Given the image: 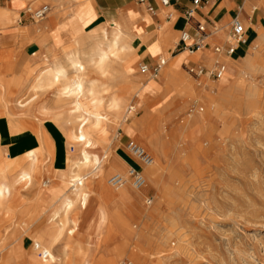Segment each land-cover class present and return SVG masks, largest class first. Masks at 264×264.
<instances>
[{
	"label": "bare ground",
	"instance_id": "bare-ground-1",
	"mask_svg": "<svg viewBox=\"0 0 264 264\" xmlns=\"http://www.w3.org/2000/svg\"><path fill=\"white\" fill-rule=\"evenodd\" d=\"M25 1L29 12L45 5L46 16L55 14L58 18L70 14L78 16L87 8L86 0L83 5L78 0ZM65 7L71 9L63 13ZM9 11L15 13L13 8ZM235 17L212 30L204 26L202 43L219 39L220 46H227L233 42L229 26ZM13 19L19 27L15 35L17 46L33 41L37 50L19 63L20 60L14 59L15 49L0 48V118L5 120L10 136H21L29 130L36 145L14 155L4 153L7 150L3 151L0 146L1 264H87L91 246L110 239L111 229L124 234L126 241L118 242L114 247L115 258L101 261L116 264L121 251H128L133 257L137 252L128 240L132 236L134 239L135 233L129 224H138L147 215L143 196L148 191L157 192L165 171L170 173L163 166V163H170V152L176 150L180 154L193 147L201 149L200 136L211 121H217L223 102L230 99L234 80L244 78L257 64L251 53L260 44L262 30L253 25L255 39L249 45L247 42L237 45L236 49L243 53L240 59L232 57L235 53L228 56L215 51L218 59L214 62L216 57L206 56L202 48L183 49L175 57L169 53L160 55L159 60L163 59L164 64L153 77L137 69L136 46L140 39L143 40L144 25L151 20L147 12L143 16L120 14L119 18H111L94 28L88 26L95 17L85 20V31L77 37L69 29L61 31L64 41L61 45L55 40L50 41L44 22L22 26L17 23V17ZM238 19L247 34L248 24ZM183 58L193 62L203 60L208 68L213 63V68L223 65L224 71L217 80L223 77L226 65L237 73L225 85L217 82L218 91L210 93L204 86L196 89L201 82L196 81L194 86L189 75L180 70ZM143 75L148 82L142 81ZM158 75L160 81L168 83L169 90L175 89L177 96H184V101L189 104L185 121L169 129L148 112V107L154 104L149 103L151 92L159 82L155 80ZM198 101L205 104V112H199L204 108L195 107ZM140 110L143 113L137 116L135 113ZM133 114L135 117L128 122ZM31 119L36 123H30ZM46 122L56 126L60 122L65 126L60 129L69 145L64 169L56 170L51 162L43 163L54 157L53 145L44 128ZM118 129L133 138L129 141L151 157V162L138 171L143 180L139 187L130 181V168L120 171L126 164L113 155L110 147ZM100 148L104 151L102 156L96 152ZM114 176L119 178L117 183L111 181ZM34 191L35 200L26 202L25 193ZM93 200L97 201L94 212L85 222L80 213L88 209ZM130 214L134 216L129 223L124 215ZM83 222L86 224L81 230ZM11 224L29 237L28 247L19 238L15 245L8 247L6 232ZM125 264L133 263L127 260Z\"/></svg>",
	"mask_w": 264,
	"mask_h": 264
},
{
	"label": "rangeland",
	"instance_id": "rangeland-1",
	"mask_svg": "<svg viewBox=\"0 0 264 264\" xmlns=\"http://www.w3.org/2000/svg\"><path fill=\"white\" fill-rule=\"evenodd\" d=\"M78 2L83 5L85 0ZM26 5L25 0H0V48L8 46L15 49L14 59L20 60L19 63L24 62L37 50V44L31 41L24 46H17L15 35L19 27L14 24L13 18L17 17V23L23 26L45 22L52 16L45 14L44 20H37L33 17L37 7L29 12ZM10 8L15 10L14 14L10 13ZM22 9L24 10L21 11ZM69 9L71 8L65 7L62 12ZM78 16L85 22L96 17V14L86 8ZM253 25L263 32L260 44L251 53L257 64L244 78L234 80L235 90L232 88L230 99L223 102L217 121H211L200 136L201 149L193 147L180 154L176 150L170 152L171 158L168 160L170 163H163L170 173L165 171L161 177L158 190L160 193L148 191L143 196L142 203L147 212L145 220L133 225L131 221L134 215H124L127 220L129 219V223L131 222L129 227L136 235L134 239L132 236L128 241L137 253L130 257L128 251L119 252L121 255L116 264H125L127 260L133 264H264V9ZM253 25L246 27L248 45L256 37ZM6 38L11 39L1 42ZM202 44L204 46L205 42ZM220 45L222 43L211 45L210 49L204 47L202 49L206 56H215V62L218 59L215 47H219L221 53L225 54L223 50L227 46ZM234 53L232 57L235 59H240L243 55L239 49ZM201 61L205 65V62ZM203 64L190 66L183 72L189 75L194 86L196 81L201 82V85L195 86L196 89L204 86L210 93L218 91L217 82L225 85L237 73L226 65L223 77L217 80L209 73L215 68L214 63L210 68ZM139 65L138 63L137 69ZM197 67L205 69L204 75L198 78L194 72H190V68L195 71ZM146 79L147 77L143 75L144 83L148 82ZM155 80L159 82L157 88L151 92L152 101L149 104L152 102L154 104L148 107V112L166 129L182 124L181 122L186 119L189 105L184 101L185 97L181 98L178 94L180 96L178 98L176 90L172 88L169 90L168 83L160 81L159 75ZM234 91H238L237 94H234ZM175 96L177 98L173 101ZM194 105L196 108H204L199 112H205L206 106L202 101ZM142 113L140 110L135 114L140 116ZM135 114L128 122L133 120ZM60 122L58 126L51 122L44 124L53 145L54 157L52 160L45 159L43 163L47 165L51 162L56 170L66 168L65 157L69 149L61 132L65 126ZM0 123V146H3V151L7 150L4 153L14 155L36 145V139L29 130L21 136H10L3 118H0ZM30 123L35 124L36 120L31 119ZM129 139L133 138L124 135L122 129H118L113 134L110 147L113 155L121 158L126 164L121 172L129 168L141 171L140 166L142 167L143 163L127 148ZM96 152L101 156L104 154L101 148ZM130 181H133L132 177ZM24 196L26 202H32L36 198V192L25 193ZM96 203L97 201L93 200L88 209L80 213L85 222L94 212ZM85 222L82 223L81 230L85 227ZM24 234L17 226L12 224L8 226L6 232L8 247L15 245L19 239H23L25 247H28L31 240ZM101 237L103 239L104 236ZM109 238L107 242L102 240L91 246L89 251L91 258L87 264H105L101 260L116 257L114 247L118 242L126 241L125 235L111 229ZM2 254L3 251H0V264Z\"/></svg>",
	"mask_w": 264,
	"mask_h": 264
},
{
	"label": "crops",
	"instance_id": "crops-1",
	"mask_svg": "<svg viewBox=\"0 0 264 264\" xmlns=\"http://www.w3.org/2000/svg\"><path fill=\"white\" fill-rule=\"evenodd\" d=\"M86 1L87 8L96 14L94 21L88 28L97 27L110 21L111 18L117 19L120 14H138L143 16L147 12L150 15L151 20L144 25L143 40L141 41L140 39L136 46L139 64H147L149 66L156 64L162 54L169 53L171 57H175L184 51L177 50V44L180 40L178 34L181 35L182 32L189 34L191 40L187 43L189 45L197 39L199 34L197 26L199 24L204 25L208 29H213L236 16L250 26L256 23L259 19V13L264 9L263 0H200L193 14L187 17L185 12L192 7L191 0H168L167 5H162L160 0H149L147 3H138L136 0ZM149 6L153 8V12L148 11L147 8ZM257 11L258 13H256ZM51 15L44 22L45 31H47L50 41L55 40L60 45L64 44L61 34L63 29H69L74 37L84 33L85 25L79 16L70 14L63 18H58L55 14ZM44 18L45 16L37 20H44ZM10 39H2L1 42ZM211 43H205L203 46L201 42L197 49L202 47L210 49L211 45L220 43V40L212 39ZM154 45L155 47H150ZM2 47L11 49L8 46ZM181 64L180 70L186 71L185 69L190 66L203 64V62L201 60L199 62L186 61L183 58V63ZM135 80L138 81L139 78L135 77ZM140 168L142 167L140 166Z\"/></svg>",
	"mask_w": 264,
	"mask_h": 264
},
{
	"label": "built area",
	"instance_id": "built-area-1",
	"mask_svg": "<svg viewBox=\"0 0 264 264\" xmlns=\"http://www.w3.org/2000/svg\"><path fill=\"white\" fill-rule=\"evenodd\" d=\"M136 1L138 3H147L149 0H136ZM160 3L162 5H167L168 0H160ZM191 3H192V7L187 9L185 12V15L187 17H190L193 14L194 10L196 9V6L200 3V0H191ZM147 9L149 12H153V8L151 6H149ZM46 12H47V7L45 5L41 6L40 8L36 9L33 12V17L35 19H42L45 16ZM197 30L199 33L197 39L194 41V43L189 45L186 42L187 39L189 38V34L187 32H182V34L180 35L179 43L177 44L178 51H181L183 49H188L190 51H193L194 49L198 48V46L202 42L203 33L205 31L204 25L199 24L197 26ZM230 37L233 42H230L225 48V50H223L227 55H232L235 52L238 44H245L247 42V37L245 35V27L237 17H235L231 22ZM215 51L222 52V50L219 47H215ZM163 64H164L163 59H160L156 64L152 66H149L147 64H141L139 67L140 72L147 74L149 73V75L154 77L157 75L159 69ZM223 71H224V66L219 64L209 73L213 77L218 79L222 75ZM190 72L192 73L194 72L198 76L203 74L205 72V69L203 67H197V69H195L194 71V69L190 68ZM127 148L136 158L139 159L141 163H143V165H147L151 162V157L147 153H145L142 149L138 148L135 144H133L132 141H128ZM130 169H131L130 177H132L134 185L138 187L141 186L143 180L139 176L138 171L135 168H130ZM111 181L113 183H117L119 181V178L117 176H114L111 178Z\"/></svg>",
	"mask_w": 264,
	"mask_h": 264
}]
</instances>
